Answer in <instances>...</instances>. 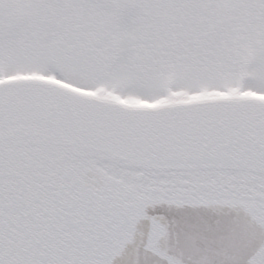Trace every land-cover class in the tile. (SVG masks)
Returning a JSON list of instances; mask_svg holds the SVG:
<instances>
[{
    "label": "snow or ice",
    "instance_id": "snow-or-ice-1",
    "mask_svg": "<svg viewBox=\"0 0 264 264\" xmlns=\"http://www.w3.org/2000/svg\"><path fill=\"white\" fill-rule=\"evenodd\" d=\"M0 264H264V0H0Z\"/></svg>",
    "mask_w": 264,
    "mask_h": 264
}]
</instances>
